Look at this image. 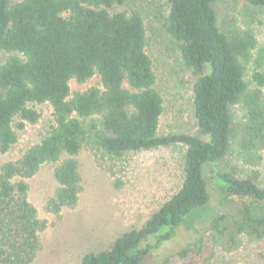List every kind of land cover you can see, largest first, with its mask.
<instances>
[{"label": "trees", "instance_id": "16d2710c", "mask_svg": "<svg viewBox=\"0 0 264 264\" xmlns=\"http://www.w3.org/2000/svg\"><path fill=\"white\" fill-rule=\"evenodd\" d=\"M123 1L0 0V154L16 144V130L38 123L35 105L47 104L52 119L37 144L0 166V264H32L40 250L46 222L27 199L26 180L43 164H55L57 184L47 211L77 205L74 156L84 146L112 159L171 145L184 151L177 191L139 229L83 254L80 264H143L149 240L156 247L170 241L209 203L204 171L230 150L240 166L213 173L219 201L207 220L201 264H212L217 249L234 254L245 242L264 239V46L235 15L216 17L213 5L221 0H163V30L194 77L191 112L199 137L160 135L164 102L145 50L143 18L121 10ZM241 1L264 9V0ZM94 77L100 87L70 96L71 80Z\"/></svg>", "mask_w": 264, "mask_h": 264}, {"label": "rangeland", "instance_id": "374dc122", "mask_svg": "<svg viewBox=\"0 0 264 264\" xmlns=\"http://www.w3.org/2000/svg\"><path fill=\"white\" fill-rule=\"evenodd\" d=\"M213 8L217 18L223 13L235 15L239 25L252 30L258 45L264 46V9L241 0H221ZM121 10L136 11L143 18L145 50L152 60L156 88L164 102L158 133L199 137L191 112L194 77L183 63L175 42L163 30L167 4L163 0H124ZM90 87H100L97 77L84 83L71 80L70 96ZM34 109L40 115L38 123L16 130L17 142L7 154H0V166L17 160L25 150L37 144L51 125V108L47 104L35 105ZM232 112L234 117L239 116L238 109ZM183 151V146L171 145L112 159L84 146L74 156L80 172L78 203L73 209H61L58 214L46 209L57 188L53 178L55 164H43L26 180L27 199L36 208L38 217L46 222V229L39 234L40 250L32 264H80L83 254L106 249L123 233L139 229L179 188ZM231 166H240L233 150L219 165L206 167L209 203L187 217L170 241L156 247L155 242L149 240L147 243L152 249L143 264H201L205 256L201 242L207 236V220L217 211L219 201L213 173H224ZM259 179V185L264 184V173ZM182 250H187L185 257L181 255ZM226 263L264 264V239L245 242L234 254H224L217 249L212 264Z\"/></svg>", "mask_w": 264, "mask_h": 264}]
</instances>
